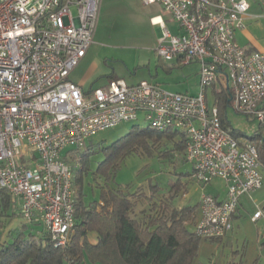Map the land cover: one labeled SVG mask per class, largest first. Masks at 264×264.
<instances>
[{
	"label": "built area",
	"instance_id": "obj_1",
	"mask_svg": "<svg viewBox=\"0 0 264 264\" xmlns=\"http://www.w3.org/2000/svg\"><path fill=\"white\" fill-rule=\"evenodd\" d=\"M102 0H0V189L21 203L29 224L41 223L53 246L65 249L75 229L73 171L63 158L99 132L143 115L156 131L186 135L185 159L200 184L220 179L227 196L200 199L194 227L204 240L234 230L241 199L263 185L257 144L223 128L210 104L214 84L231 87L230 108L264 124V52L247 53L236 42L245 28L246 0H143L160 5L179 25L161 23L157 57L200 65L197 96L142 82L114 80L89 93L68 77L94 42ZM262 213L256 212L257 221Z\"/></svg>",
	"mask_w": 264,
	"mask_h": 264
},
{
	"label": "trees",
	"instance_id": "obj_2",
	"mask_svg": "<svg viewBox=\"0 0 264 264\" xmlns=\"http://www.w3.org/2000/svg\"><path fill=\"white\" fill-rule=\"evenodd\" d=\"M218 85L214 84L212 90L221 124L230 136L240 139L242 134L230 126L227 117L233 91L231 87L220 85L217 89ZM260 126L262 131L252 138H244L257 144L264 170V124ZM185 137L180 131L159 132L149 126H134L127 135L100 149L104 161L97 166V177L104 178L105 186L99 192V200L91 204L85 202L83 180L90 172L94 145L87 143L84 148L63 154V160L73 171L76 220L71 241L65 249L54 247L50 235L39 223L26 222L11 231L10 222L17 217L11 212L15 203L6 190L0 189V264H194L203 240L194 232L199 205L173 208L170 203H162L157 207L154 201L159 193L157 185H150L152 197L145 194L143 187L134 191L129 190L131 186L110 187L127 156L141 153L153 157L159 152L161 158H171L176 153H185ZM182 188L185 186L181 179L171 184V202ZM148 200L151 207L147 211L140 210ZM32 225H39V230L34 231ZM7 230L8 240L3 241L2 235ZM92 234L96 235V242L91 241Z\"/></svg>",
	"mask_w": 264,
	"mask_h": 264
},
{
	"label": "rangeland",
	"instance_id": "obj_3",
	"mask_svg": "<svg viewBox=\"0 0 264 264\" xmlns=\"http://www.w3.org/2000/svg\"><path fill=\"white\" fill-rule=\"evenodd\" d=\"M99 23L95 34V44L89 50V72H98L97 82L93 89L106 86L112 80V73L123 79L128 86H138L142 82L157 85L164 90L178 94L197 96L199 94V77L196 72L200 66L196 64L182 68H173V63H165L172 72H167L162 64L157 61L154 48L158 47V38L161 33L159 26L152 25L151 18L163 16L171 23L170 28L175 30L178 23L167 11L157 6H144L139 0H102ZM94 60V61H93ZM164 65V64H163ZM88 67V68H89ZM86 70V69H85ZM219 85H218V88ZM211 89L208 92L210 104L216 101ZM228 122L238 131L242 138H252L261 130L260 123L254 118H248L237 114L229 107ZM134 126L146 128L148 122L143 115L138 121L123 123L112 129L99 132L88 144L95 147V153L91 157L90 172L84 181L85 202L91 204L99 200L100 191L105 186L102 176L97 177L99 164L104 161V155L100 149L106 148L116 140L127 135ZM244 138V139H245ZM172 149V146H168ZM66 149L63 154L69 150ZM163 150V149H162ZM185 153L174 154L171 158H161L157 152L153 157L134 154L120 165L110 187H129L130 191L143 187L145 194L152 197L150 185L159 186V193L154 197L155 204L160 207L162 203H170L173 208L183 206H196L203 195H217L224 191L225 183L216 179L210 184H200L193 180L192 165L185 159ZM63 156V155H62ZM261 174L264 178V170ZM181 179L185 186L182 188L175 201L169 200V189L172 183ZM262 188L251 197H244V207L240 214L241 232L238 237L220 243L217 241L201 240L200 250L194 264H264V181ZM146 200V199H144ZM149 200L145 201L139 209L146 211L151 207ZM21 203L13 205L17 217L10 222L11 231H16L25 222L21 213ZM256 212L262 213L257 222H252ZM199 214V212H198ZM199 217V216H198ZM197 217V219H198ZM196 219V221H197ZM196 224V223H195ZM34 231L39 230V225H32ZM8 230L5 231L3 241L8 240Z\"/></svg>",
	"mask_w": 264,
	"mask_h": 264
},
{
	"label": "crops",
	"instance_id": "obj_4",
	"mask_svg": "<svg viewBox=\"0 0 264 264\" xmlns=\"http://www.w3.org/2000/svg\"><path fill=\"white\" fill-rule=\"evenodd\" d=\"M139 1L142 2V4H143V0H139ZM246 1L249 4L248 5L249 10H248V12L244 18L245 19V28L236 33V42L243 49H245V51L247 53L253 54L254 52H264V0H246ZM151 6L161 7L160 5H151ZM161 9H162V7H161ZM150 23H152V25H154V26H159L160 29H161L160 24L164 23L166 25V27L173 34L180 33L179 25L175 28V30H172L170 28L171 23L169 21H166L165 18H163V16L158 15V16L152 17ZM161 34H162V31L159 35L158 42H159V39L161 38ZM94 44H95V38H94V42L91 45L89 50L92 49ZM157 46H158V44H157ZM156 48L157 47L154 48L155 54H156ZM89 50H87L88 52H87V55L85 56V58L81 61L80 64H78L79 66L77 68H75L71 72L70 76L68 77L73 83L80 86L82 88V90L86 93H89V92L95 90V89H93V85L97 82V79H98L97 76L99 75V73L96 71L89 72L90 67L92 66L91 65L89 67L90 64L87 61L88 54L90 52ZM156 57H157V54H156ZM157 59H158L157 61H159L162 64V66H165L164 69L169 73L172 72L173 68L176 69V68L185 67V66L179 65L178 61L165 62V61L160 60L158 57H157ZM165 63H173V68L167 67L165 65ZM190 65H192V64H190ZM196 65H198V64H196ZM186 66H188V65H186ZM198 66H200V65H198ZM199 72H200V68H199V71L196 72L198 74V77H199V85H200V73ZM112 74H113V75H111L112 80L110 82H112L114 80L124 81L123 79L118 78L114 73H112ZM109 83L106 86H103L100 88L107 87L109 85ZM96 89H98V88H96ZM263 106H264V101H263ZM213 196L217 197L219 200L226 199V196H227L226 188L224 189V191L222 193H219V194L213 195ZM243 200H244V197L241 199V204H240L239 210L236 213L237 215L234 218V226H233L234 230H233V232L230 233L226 238L220 239L217 242L224 243L225 241L232 240V239L239 236V234L241 232V227L239 226L240 221H241L240 220V214L241 213H239V212H241L243 207H244ZM197 205H200V202ZM199 214H200V208H199ZM199 214H198V216H199ZM251 220H252V222H257V221H254L253 219H251ZM39 224H41V223H39ZM41 228H44V226L42 224H41ZM90 239L92 242H96L97 237H96V235L92 234L90 236Z\"/></svg>",
	"mask_w": 264,
	"mask_h": 264
}]
</instances>
